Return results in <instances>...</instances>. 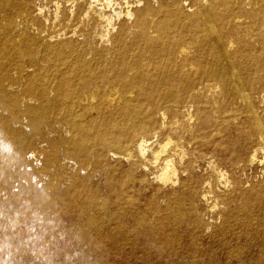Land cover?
<instances>
[{"label":"bare ground","instance_id":"6f19581e","mask_svg":"<svg viewBox=\"0 0 264 264\" xmlns=\"http://www.w3.org/2000/svg\"><path fill=\"white\" fill-rule=\"evenodd\" d=\"M209 1L0 0V229L7 211L13 229L37 215L50 220L60 205L78 217L71 235L98 238V248L144 240L172 252L186 226L196 250L219 209L216 246L240 258L256 251L254 264L263 263L264 182L247 189L233 173L241 164L264 168V121L252 99L264 92V44L245 39L264 33V0ZM237 13L250 22H235ZM215 89L239 96L251 115L237 124L240 109L205 99ZM116 137L124 151L111 146ZM98 164L110 167L105 191L89 183ZM66 165L75 172L61 190L54 175ZM151 182L170 190L165 207L155 191L139 201L137 187ZM29 246L0 244L9 254Z\"/></svg>","mask_w":264,"mask_h":264},{"label":"rangeland","instance_id":"374dc122","mask_svg":"<svg viewBox=\"0 0 264 264\" xmlns=\"http://www.w3.org/2000/svg\"><path fill=\"white\" fill-rule=\"evenodd\" d=\"M211 1L212 0H210L209 3ZM248 2L249 0L246 1V3ZM157 5L158 3H156V6ZM232 6L234 7L236 12H239L241 3H239L238 1H233ZM248 9H250V7H246L245 10ZM194 10H196V7L189 9V11L191 12ZM236 16H238V18ZM236 16L234 19L235 22H250V19L242 16L241 14L237 13ZM262 29H264V26H262ZM138 30L139 28L136 27L131 28V39L134 38ZM147 31L149 33H153V29L150 27H147ZM225 39L232 50L237 47L232 34H227L225 36ZM245 39L253 48H259L264 44V33L260 38L249 33L246 34ZM211 84H213V81L207 80L200 84L199 87ZM207 92L204 91L205 99L207 101H210L212 105H219L226 101L224 104H229L232 108L241 110V113L235 120L237 124L244 122L251 115L250 110L244 107L245 101L243 100L242 102V99L239 96L236 95L231 98H226L223 91H221L220 89H215L213 91H210L209 93ZM252 99L254 102V110L258 112V114H260L264 121V92L253 91ZM209 126H211V124ZM55 127H62L63 129L67 128V126L63 124H56ZM111 146L113 147V149L119 152L124 151L125 149V144L120 141L118 137H116V139L111 143ZM196 156L197 155H194L192 159H195V161L197 160V162H195L197 166H202L204 164L202 162L203 159H197ZM240 166L242 167V164ZM255 166L256 165H253L252 167V165H248L246 167H240L234 170V176L240 178L244 182L245 188L247 189L251 188L252 186H258L259 189H262V183L264 182V168H262V166ZM89 171L91 174L89 183L99 185L100 190L105 191L110 167L105 166L104 164H98L90 166ZM261 171L263 172V175ZM74 172L75 170L72 169L71 165H66L57 169L54 176L55 178H58L60 180L58 184L61 187V190H65L70 186V184L72 183V179L70 177L72 174H74ZM41 175L42 173L35 174V176L37 177ZM35 176L32 178V182H36L37 178ZM153 177V175L150 176L151 181ZM152 185L155 187L156 182L147 183L143 187H137L136 191L138 193L139 201L144 202L149 197L151 192L155 191L160 206L165 207L168 198L164 195L169 194L170 190L167 188H164L165 191L164 189L157 190L155 189L156 187L154 188ZM20 189V184L15 183L12 191L14 193H18ZM245 202L246 201L242 199L238 201V204L241 205ZM220 205V208L224 207V204ZM218 212L219 209H216L214 213V226L209 231L203 233L202 236L198 238V241H196L198 244L196 250L191 248V246L195 242V239L193 238V236L189 235L188 228L186 226H183L179 239V247L172 252L164 251L160 253L155 249H147L144 240H139L136 243H127L124 245L123 249H118L114 246V244H112L111 240L109 239H106V241L102 243L100 248L96 247V242L101 241L98 238L95 242H90L84 239L82 241L80 239H75L71 235V233L74 232V227L76 225V220L78 219V217L75 213H64V210L60 205L57 206V214L54 215L50 220L45 221L42 215H37L31 223L26 224L22 222L13 229H10L8 227V225L12 223V217L11 213L7 211L4 213L2 228L0 229V244L3 238H9L15 240L16 242L26 241L28 242V244H30V246L26 251L22 253L14 252L13 254H9V251L7 249L0 248V264H7V256H11L13 264H86V258L92 257L100 259V264H254V259L257 256L256 251L243 252L240 258L235 254L230 253L227 248H219L218 246H216L213 233L217 227H220L222 225L223 222V217H221ZM113 228V223L107 224L105 228L102 229V232L111 231ZM240 231L241 229L237 227L236 232L240 233ZM211 246L212 248H210ZM225 257L226 259H224ZM262 262L263 263L261 264H264V253Z\"/></svg>","mask_w":264,"mask_h":264}]
</instances>
